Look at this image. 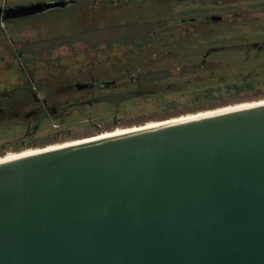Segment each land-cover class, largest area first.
<instances>
[{
  "label": "water",
  "instance_id": "obj_1",
  "mask_svg": "<svg viewBox=\"0 0 264 264\" xmlns=\"http://www.w3.org/2000/svg\"><path fill=\"white\" fill-rule=\"evenodd\" d=\"M0 264H264V102L0 160Z\"/></svg>",
  "mask_w": 264,
  "mask_h": 264
},
{
  "label": "rangeland",
  "instance_id": "obj_2",
  "mask_svg": "<svg viewBox=\"0 0 264 264\" xmlns=\"http://www.w3.org/2000/svg\"><path fill=\"white\" fill-rule=\"evenodd\" d=\"M5 0H0V2H4ZM8 1H22V2H32V1H46V0H8ZM163 1L168 0H147L146 3L148 6L162 7ZM225 2H217L215 0H175L172 1V5L169 8L173 11V15L181 16L182 18H198L200 16H204L202 20H199V23H205L207 19L211 15H223L225 19H231L235 14L234 11L242 10V15L240 17L241 23L243 22L242 32L239 31L235 33V39L237 42H255L264 39V0H240V1H230L226 0ZM169 2V1H168ZM87 4L86 2H83ZM224 4V5H223ZM223 5V6H222ZM221 6V7H220ZM55 9V8H54ZM192 10V11H191ZM170 11V10H169ZM191 11V12H190ZM248 11V12H245ZM139 12V11H138ZM155 12H158L157 10ZM60 14V15H59ZM58 15L61 16V13L56 11H51L49 16L46 18L47 22H44L40 25V28L43 29V33L40 35L39 32H32L33 38H37L36 42H32L31 46L26 45L22 46L23 50H37L40 55V63L37 65L40 67L41 64L47 63L45 57L50 56V51L52 50L53 56L63 55L67 59V64L69 68H75L78 61L83 58L84 60L93 59L97 57L99 54L102 57V52L108 49V51L112 52V55H105L104 58L111 59L120 54L121 56L125 55L127 52V48L125 46L115 45L113 47H109L108 42L111 40L115 41L122 35L127 28L120 31L121 29H101L91 32H83L82 40H73L72 37L69 36V39H64L61 43V40L57 38L61 35V31H68L70 24H75L78 29H85L83 16L79 13L76 14H68L61 19L60 25L54 23L58 19ZM133 15V14H132ZM183 15V16H182ZM139 21L140 16H136L135 14L131 17ZM194 19V20H196ZM223 19V20H225ZM255 19V20H254ZM48 20H53L49 21ZM112 21H116L115 19H111ZM244 20V21H243ZM146 22V21H144ZM142 22L141 26L136 25L134 30H138L137 35H140L145 30H148L151 26L149 24H145ZM144 23V24H143ZM4 24V23H3ZM158 24V23H157ZM156 24V25H157ZM198 24L191 23L189 19L185 21L181 26L174 27L173 32L176 35H183L186 32L192 31ZM200 25V24H199ZM257 26V27H254ZM50 31V32H49ZM232 32V31H231ZM230 32V33H231ZM9 33V31H6ZM228 33L229 37H232L233 34ZM52 34L54 36V40L49 38V35ZM159 34V33H157ZM23 35H29V33H24ZM71 35V34H70ZM1 39L4 38L3 32L0 31ZM162 36V35H161ZM28 37V36H27ZM158 37V35H157ZM56 38V39H55ZM61 43V44H60ZM220 44V43H219ZM234 44V43H233ZM54 46H58L54 48ZM54 48V49H53ZM240 52V51H239ZM238 51H223L219 53H215L214 57L211 56L212 60L208 63L209 67L214 68L217 71H221L223 68L231 67L233 65V61L237 58L240 53ZM259 56L255 57V51L252 49L250 54V59L247 60V65L245 67H256L259 71L264 73V49L259 51ZM0 55L5 56V60L0 59V86L5 83L6 79L11 78L14 72H16L19 68L17 63H13V60L18 59L17 50L14 51L12 49L3 50L0 47ZM243 55V52H242ZM233 57V58H227ZM75 64V66H74ZM189 69V68H187ZM180 71V74L179 72ZM178 71H173V76L170 79H175L177 76H180V83H176L175 86L167 89L165 92H162L164 97L161 94V98H164L163 103L160 104L161 98L160 95H155L151 97V100L157 101L156 104L147 105L145 107H137V105H133L132 103L124 106L121 105H112L106 104L105 106L100 107L97 116H101V119H98L97 123H90L87 119H83L80 121H71L69 125L70 131L66 133V136L58 138V140L48 139L44 142L40 143L38 146H28L29 148L34 147H43L48 144L60 143L71 139H78L88 136H93L98 133L107 130H113L117 127H127L133 125H141L148 121L152 120H164L171 117L180 116L188 113H196L198 111L209 110L218 108L225 105L236 104L243 101H252L264 98V75L258 78L259 83H256V87L250 89L249 91L244 92H230L223 87L224 83L220 81H226L222 76H210L209 72L204 71H188L180 69ZM161 74V73H159ZM179 74V75H178ZM179 78V79H180ZM166 82V81H165ZM191 82V83H190ZM193 83V84H192ZM192 85H197L194 89H191ZM225 86V85H224ZM213 88V94H202L200 98H196L193 96L195 93H201L206 88ZM207 88V89H208ZM166 101H171L173 104L170 105L165 103ZM146 104H150L147 102ZM108 105V106H107ZM128 110V111H127ZM1 131V129H0ZM21 150H25L24 148L12 150L8 148L7 151H0V156H4L9 152H18Z\"/></svg>",
  "mask_w": 264,
  "mask_h": 264
},
{
  "label": "trees",
  "instance_id": "obj_3",
  "mask_svg": "<svg viewBox=\"0 0 264 264\" xmlns=\"http://www.w3.org/2000/svg\"><path fill=\"white\" fill-rule=\"evenodd\" d=\"M146 1L147 0H76L74 4H71L64 10L65 12L67 11L66 13H61L63 16L76 13L83 16L85 29H78L75 24H70L68 31L61 32V34H68V39L69 36H71L72 41L74 39L78 41H80V39L82 40L80 35H82L83 32H91L106 28L121 29L120 31H122L127 28L117 40L108 42L109 47L120 45L127 48L125 55L121 56L117 54L116 56H111L113 57L112 59L118 60V65L123 69L124 73L118 76V78H121V84L115 88V95L111 97V100L115 101L117 105L124 104V106H126L131 103L137 105V107H145L151 105V103L155 105L157 101L151 100V97L156 94L160 95V98L161 94L164 97L165 95H163L162 92L175 86L176 83H180V76H177L175 79L170 78L173 76V71H178L182 68L186 70V72L193 70L194 72H205L207 70L210 76H222L223 78L221 79H225L226 81L220 82L224 83L225 86L223 85V87L230 92L249 91L256 87V83L260 82L258 78L263 76L264 73L259 71L256 67H245L248 66L247 60L251 57L250 54L247 53V46L252 45V43L237 42L235 39V33L238 32V29L240 32H242L243 29L244 23H241L240 20L242 13H244L242 10L234 11L235 15L231 19H225L223 18L224 16L220 14L222 18L216 20L212 19L211 17L213 15H211L205 18L207 21L202 24L199 23V20H202L204 16L192 20L190 18H182L181 16L177 17L173 15V11L169 6L172 5L171 2L175 0H168L169 2L163 1L164 5L162 7L148 6ZM215 1L227 3L226 0ZM230 1L233 0H228V2ZM60 9L61 8L56 10ZM156 10L158 12H155ZM132 14L140 16L139 21L138 19H132ZM44 18L45 15L44 17L37 18L39 26L44 23ZM111 19H115L116 21H112ZM187 19H189L191 23L198 24V26L196 25L197 27L192 31L186 32L181 36L174 34L173 28L181 26ZM142 22L149 24L151 27L140 35H137V33L140 32L134 30L135 26H141ZM36 31L40 33L39 37L44 32L42 28H38ZM228 33L233 34L232 37H229L230 35L228 36ZM213 47H216V49H214L204 61L205 54ZM241 47H245V50L241 49ZM253 50L256 51V49ZM223 51H240V55L235 58L231 67H225L221 71L209 67L211 63L210 65L208 63L213 59L211 56L214 57L215 53ZM101 55L102 57L100 54L97 56L103 59L97 71L100 77L110 78V74H112L110 73L111 59L105 61L104 57L105 55H112V52L106 49ZM227 58L233 57L227 56ZM37 63H40V61L38 60ZM128 66H133L134 70L138 69L141 79L137 78V82H134L131 76L134 75L133 72L135 73L136 71H128ZM178 72L180 74V71ZM136 84L138 85L136 86ZM196 86L197 85H192L191 89H194ZM207 88L201 93L194 92L193 96L200 98L202 94L205 93L212 95L213 88ZM141 89L145 91L143 94L139 93ZM163 97L161 98L162 101H160V104L164 101ZM147 102L150 104H146ZM165 103H170V105L173 104L171 101H166ZM157 104L159 103L157 102Z\"/></svg>",
  "mask_w": 264,
  "mask_h": 264
},
{
  "label": "flooded vegetation",
  "instance_id": "obj_4",
  "mask_svg": "<svg viewBox=\"0 0 264 264\" xmlns=\"http://www.w3.org/2000/svg\"><path fill=\"white\" fill-rule=\"evenodd\" d=\"M75 2L76 0H72V3L65 7H56L32 15L13 17L9 12H0V31L5 35L3 39L0 36V47L4 51L17 50L18 59H12V62L19 66L16 72L9 75L11 78L6 79L0 86V151H7L8 148L28 149V146H38L48 139L58 140L69 133V125L73 123L71 121L87 119L90 123H97L98 119H101V116L96 115L100 107L108 103L116 105L111 97L115 95V88L121 84V78L118 76L124 74L118 60L111 58V77L102 78L97 71L102 58L95 57L87 61L80 58L77 65L74 64L75 68L71 69L63 55L53 56L51 50L50 56L45 57L48 62L39 67L37 62L41 58L40 51L21 49L22 46H31L32 42L37 41L38 37L33 38L32 32L40 28L38 17L45 15L44 22H47L46 18L51 11L66 13L64 10ZM19 4L28 3L5 0L0 2V8ZM59 8L61 9L56 10ZM59 15L56 21L48 22L53 21L60 25L64 16ZM190 19L193 20L194 17ZM24 33L29 35H23ZM67 36L68 34H61L57 38L62 43L64 39H68ZM49 38L54 40L51 34ZM251 43L252 45L247 46V53L251 54L250 51L256 49V56H259V51L264 49V39ZM56 47L58 46H54ZM214 49L216 47L207 51L204 61ZM241 49L245 50V47ZM0 59L6 58L0 55ZM104 60L108 61L107 58ZM127 70L133 71L134 67L128 66ZM134 71L136 72H133L131 78L137 82V78L141 79L140 71ZM144 92L139 90L141 94Z\"/></svg>",
  "mask_w": 264,
  "mask_h": 264
},
{
  "label": "bare ground",
  "instance_id": "obj_5",
  "mask_svg": "<svg viewBox=\"0 0 264 264\" xmlns=\"http://www.w3.org/2000/svg\"><path fill=\"white\" fill-rule=\"evenodd\" d=\"M259 102H264V98L258 99V100H252V101H243V102H239V103H236V104L225 105V106H221V107L214 108V109L198 111L196 113L183 114V115H180V116L171 117V118L164 119V120H152V121H148V122H146L144 124H141V125H133V126H127V127H117V128H115L113 130L103 131V132L98 133V134L93 135V136H88V137H83V138H78V139H71V140H67V141H64V142H60V143L48 144V145L43 146V147L28 148V149L21 150V151H18V152H9V153L5 154L4 156H0V160H5V159H8V158L21 156V155L29 154V153L36 152V151H41V150L50 149V148H56V147L69 145V144H74V143H78V142H82V141H86V140H90V139H95V138H99V137H104V136H109V135H113V134H117V133H122V132H126V131H129V130H134V129H138V128L153 126V125L161 124V123L168 122V121H173V120H178V119H183V118H189V117L203 115V114H208V113H213V112H217V111L228 110V109L237 108V107H241V106L257 104Z\"/></svg>",
  "mask_w": 264,
  "mask_h": 264
}]
</instances>
